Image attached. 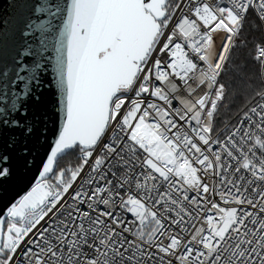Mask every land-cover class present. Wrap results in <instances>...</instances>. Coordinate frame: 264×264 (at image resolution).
Masks as SVG:
<instances>
[{
    "label": "snow or ice",
    "instance_id": "6c2138e0",
    "mask_svg": "<svg viewBox=\"0 0 264 264\" xmlns=\"http://www.w3.org/2000/svg\"><path fill=\"white\" fill-rule=\"evenodd\" d=\"M18 8L19 36L38 34L43 51L51 43L57 53L65 122L35 186L0 219V264H264V88L241 127L214 135L229 54L249 16L264 24V0H19ZM65 8L57 38L52 19L39 17ZM217 33L225 34L219 46ZM12 38L5 33L2 42ZM19 55H32L31 46ZM253 58L264 68V46ZM0 62V125L30 136L42 117L21 110L16 88L23 84L38 108L42 66L15 56ZM15 112L23 124L7 119ZM63 156L77 166L60 167ZM109 166L124 171L119 183L108 178L117 175ZM86 167L85 183L97 186L77 191ZM10 175V157L0 153V180ZM214 177L219 183L210 186L205 178Z\"/></svg>",
    "mask_w": 264,
    "mask_h": 264
},
{
    "label": "water",
    "instance_id": "95a60500",
    "mask_svg": "<svg viewBox=\"0 0 264 264\" xmlns=\"http://www.w3.org/2000/svg\"><path fill=\"white\" fill-rule=\"evenodd\" d=\"M38 2L39 0H33V3ZM59 2L66 5L70 3V0H59ZM18 4L19 0H0V56L6 58L15 56L19 63L27 64L29 68L32 67L34 60H39L44 73L38 89L42 97L39 107L37 108L30 99L24 96L23 84H19L16 91L20 93V99L17 101L18 106L21 101L25 102L21 110L26 111L28 117L36 116L39 111L42 119L38 118L35 132L27 137L20 128L12 125H0V129H2L0 131V153L10 157L11 168V175L0 180V219H6L7 207L17 202L35 186L39 179V172L42 171V164L46 162V156L50 154V148L54 147L59 130L62 129L65 122L63 107L60 103L63 97L59 90V78L55 68L57 53L51 43L48 44L47 51H43L36 38L38 34H33L29 38L19 36L21 10L18 8ZM39 18L46 22L52 19L55 26L54 34L58 38L63 21L67 19L66 8L56 18L49 17L47 13H42ZM5 33L13 37L7 43L2 42ZM29 45L32 55L22 59L19 54ZM3 67L4 64L0 62V69ZM22 74L28 75L27 72ZM7 111L8 109H5V112ZM4 118L3 115H0V120ZM7 119H16L23 124L25 117L21 116L19 112H15L7 115ZM25 146L28 152L22 154L20 150ZM25 158L28 160L27 165H25ZM61 158H58V161Z\"/></svg>",
    "mask_w": 264,
    "mask_h": 264
},
{
    "label": "trees",
    "instance_id": "16d2710c",
    "mask_svg": "<svg viewBox=\"0 0 264 264\" xmlns=\"http://www.w3.org/2000/svg\"><path fill=\"white\" fill-rule=\"evenodd\" d=\"M262 41V29L254 16H249L239 36L236 47L229 54L224 82L228 84V96L214 119V131L231 124L241 113L258 101L256 93L264 88L261 66L253 57ZM60 167H76L74 156H65L58 161Z\"/></svg>",
    "mask_w": 264,
    "mask_h": 264
},
{
    "label": "built area",
    "instance_id": "2783aa9c",
    "mask_svg": "<svg viewBox=\"0 0 264 264\" xmlns=\"http://www.w3.org/2000/svg\"><path fill=\"white\" fill-rule=\"evenodd\" d=\"M183 3L184 4H187V0H183ZM225 3H227V0H225ZM184 11H186V9H182V10H180V13L179 14H183L184 13ZM255 17V16H254ZM256 18V17H255ZM257 19V18H256ZM257 21L259 22V24H260V26H261V29H262V41H261V43L259 44V46H264V24H261V22L257 19ZM245 23V22H244ZM225 34L224 33H217V34H215V36H214V39H215V42H216V44L219 46L221 43H222V37L224 36ZM261 78H262V82H263V85H264V68H261ZM153 100H154V98H153ZM258 101H259V99H258ZM257 101V102H258ZM154 102H158V101H155L154 100ZM257 102H255L253 105H251L250 107H252V106H255V104L257 103ZM158 103H160L161 105H163V102H158ZM173 106L174 107H176V108H179V107H181V105H180V103H179V101L178 100H173ZM248 111V109L246 110V111H244L243 113H241V115L238 117V118H236L231 124H229V125H227L226 127H224L223 129H221V130H219V131H214V135L215 136H218V137H221V138H223V137H226L227 135H229L230 133H231V131H233L235 128H237V127H241V124H240V121L243 119V117H244V113L245 112H247ZM244 128H245V130H247V123H245V125L243 126ZM239 138H240V134L238 133L237 134V140H239ZM214 147V150H216V151H219L220 149L218 148V146H213ZM257 156H259L261 153L257 150ZM225 159H226V157H225ZM230 163H232L233 165H235V161H230ZM109 167H112V166H109ZM197 167H199V166H197ZM112 170L113 171H117V175L116 176H112L111 174H109V176H108V178L109 179H111L112 181H113V184H116V183H119V181L121 180V179H123V176H124V171L123 170H117L115 167H112ZM137 171H139V169H137ZM89 172H90V169H88L87 167L85 168V171L83 172V173H81V176L83 177L82 179H78V182H77V184H75L74 185V188L77 190V191H80L81 190V185H83V190L84 191H87V192H91L92 191V189H94L97 185L96 184H93V185H88V184H86L85 183V181L86 180H88V179H90L91 177H90V175H89ZM93 175H95V174H93ZM244 175L246 176V177H249L250 178V174L249 173H244ZM229 179H232L233 177L232 176H229L228 177ZM205 179H207V182L210 184V186L213 184V183H219V177H214V178H212V179H208V178H205ZM100 185L101 186H106V185H104V182L103 181H101L100 182ZM128 189L126 188V189H115V188H113V191H119L122 195L124 194V192L125 191H127ZM131 191H135V189H134V187L131 189ZM190 195H194V193H190ZM210 198L212 199V200H214L215 202H217V203H219V204H221V206H224V207H232V206H235V205H223L222 204V202H221V200H220V197L218 196V195H215V194H210ZM67 199V201H68V203H73L72 202V200H71V197L69 196V197H67L66 198ZM257 199H258V197H257ZM116 200L118 201L119 200V197H116ZM76 205H74V207H75ZM186 207H191V206H189V205H185ZM59 207V206H58ZM82 211H90L89 209H88V207H87V204H83V205H79L78 206ZM97 207L99 208V209H101V210H104V206L103 205H97ZM244 207H247V206H244ZM248 210L249 211H257V210H255V209H251L250 207L248 208ZM116 214L117 215H120L121 216V218L122 219H125V220H127V221H134L135 220V218L134 217H132L131 216V214L130 213H125V212H123L122 210H120V209H116ZM93 215H95V214H93ZM130 227H132V230L133 231H135L136 230V227H138V222L136 223V224H130L129 225ZM166 227H169V225H168V223L166 222V225H165ZM197 226H199V224H197ZM249 226H251V225H249ZM170 230H172V231H175L176 230V228H175V226H172L171 228H170ZM192 229H191V227L189 226V231H191ZM127 235V234H126ZM129 238H131V239H134V237H129ZM151 251H155V249H151ZM157 255H159V254H157Z\"/></svg>",
    "mask_w": 264,
    "mask_h": 264
}]
</instances>
